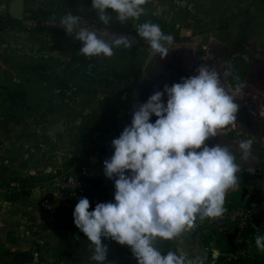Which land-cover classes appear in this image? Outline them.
<instances>
[{
    "label": "clouds",
    "instance_id": "obj_1",
    "mask_svg": "<svg viewBox=\"0 0 264 264\" xmlns=\"http://www.w3.org/2000/svg\"><path fill=\"white\" fill-rule=\"evenodd\" d=\"M148 3L91 0L96 21L108 28L113 21L132 24L136 36L112 34L114 38L106 39L83 26V17L72 11L59 17V28L80 42L78 53L85 58H111L116 49H132L143 40L151 56L163 59L174 37L159 23L141 22ZM229 77L236 81L231 88L225 86ZM245 87L227 61L222 66L204 63L195 74L165 85L134 106L130 124L112 140L113 153L103 163L104 175L114 181V200L90 211L89 199L80 198L73 211L74 225L89 242L94 264H109L103 240L127 247L137 264H203L183 247L162 253L156 245L158 240L182 238L198 220L225 213L227 195L240 185L243 162L255 159L253 140H239L235 151L208 141L236 123L237 100ZM254 242L264 252V233L258 231Z\"/></svg>",
    "mask_w": 264,
    "mask_h": 264
},
{
    "label": "crops",
    "instance_id": "obj_2",
    "mask_svg": "<svg viewBox=\"0 0 264 264\" xmlns=\"http://www.w3.org/2000/svg\"><path fill=\"white\" fill-rule=\"evenodd\" d=\"M12 1L0 0V17L11 19L9 12ZM193 1L149 0V3L145 5V15L140 18L141 22L149 20L159 23L166 34L173 35L172 50L167 57L156 58L149 54L143 40L140 48L135 51L116 49L111 58L104 57L94 62L98 67V73L94 79L86 76L88 71L81 66L86 60L74 49L72 37L52 31L20 33L19 31L22 30L17 27L4 29L11 37L10 42L15 41L10 52L14 51L16 54L19 51V54L29 57L30 64L37 67L38 75L52 70L53 66L66 65L70 77L79 87L83 103L76 105L65 101L54 94L53 88L45 90L42 85L37 90L33 87H25L26 81L30 82L31 78L19 81L20 74L17 75L16 72L19 70L12 67L10 59L6 58L4 62L1 60L3 58H0L2 69L0 70V98L4 99L0 102V123L4 124L10 120L7 127L11 133L0 141V191L3 190V196L0 197L2 249L12 252H30L38 241H44L45 245L40 249L44 258L51 264H94L90 260L89 242L75 227L72 220L74 208L80 198H73L53 190L51 182L56 177L79 171L80 167L90 163L91 153L86 150L82 140L86 134L110 125L112 122L124 128L131 122L134 106L146 102L155 91H162L165 85L173 84L165 80L166 74L174 73L171 79L177 83L183 75V70L179 69L180 66L185 62L188 64L196 60L200 62L207 56V45H200V40L190 35V30L180 26L177 31H170V27L174 28L181 24L182 12L190 10L189 7L193 6ZM25 2L26 17L51 19L55 16L59 19L65 12L72 11L74 15L96 21V13L91 9V0H25ZM109 25L136 33L132 24L121 25L113 21ZM3 46V43H0V49ZM0 54H2L1 50ZM13 71L16 73L14 74ZM10 91H21L26 95V109L24 104L15 106L8 100ZM124 91L132 93L127 106L126 102L122 101ZM111 100L119 102L114 110H106L100 106L101 103ZM35 104H42V106L38 107ZM24 112L26 115L23 117L20 114ZM121 115L128 118L125 126L122 124ZM152 119L154 121L155 117ZM18 123H22L19 130L13 127ZM22 129H27L32 133L31 136L38 139L36 146L43 145L45 148L43 151L39 150L40 152L38 151L29 162L24 159L19 161L14 154L12 156L14 166H7L2 153L6 149L17 150L18 141L12 134L15 133L14 130ZM224 133H220L208 143L220 142ZM19 176H42L44 179L40 186L30 191L29 198L17 203L7 202L5 196L9 189L5 188V183L10 184ZM251 180L240 183L247 184ZM93 186L94 194L88 198L91 205L90 211L98 203L114 200L113 180L107 178L96 181ZM250 193L247 187H242L237 192L239 195V198H236L237 201H243L244 205ZM260 195L259 192L254 210H259L261 207L258 202ZM227 204L226 199L225 206ZM208 227L206 220H198L191 230L183 234L182 238L175 241L158 240L156 246L162 253L183 247L191 257L202 260L203 264H209L207 260L210 251L208 248H203L201 244V231ZM102 242L108 248L109 264H137L127 247L111 240ZM215 250L213 248L212 253Z\"/></svg>",
    "mask_w": 264,
    "mask_h": 264
},
{
    "label": "rangeland",
    "instance_id": "obj_3",
    "mask_svg": "<svg viewBox=\"0 0 264 264\" xmlns=\"http://www.w3.org/2000/svg\"><path fill=\"white\" fill-rule=\"evenodd\" d=\"M192 5L191 8L189 7L190 10L182 12L181 24L174 28L170 27V31H177L180 26L190 30V35L197 37V40L201 42L200 45H207L208 53L207 56L201 60V63L222 66L227 61V63L232 66L234 74L239 77L240 82L246 85L243 95L237 102L240 104L239 111L245 108L248 112H251V127L243 125L240 127V132L237 134L226 131L219 141L230 145L235 151L236 144L239 140L249 138L253 140L255 172L253 173L249 170L252 168L250 161L243 162V164H246L249 173L254 174L255 178L247 184L242 185V183H240L234 191L227 195L226 199L228 204L230 201H237L236 198H239V195L237 196L236 194L242 187H247L249 192L254 190L259 191L261 195L258 202L261 207L259 210H254L252 213L255 219H257V222L261 223L264 220V0H205L204 2H202V0H194ZM19 32L23 33L24 31ZM8 36L7 31L0 29V43L4 45L3 48L0 49L2 51L0 58H3L1 60L5 62L6 58L10 59L12 67L19 70L16 71L17 75L20 74L19 81L22 79L26 81V79L31 78L30 82L26 81L25 87L29 86L37 90L40 89L39 87L42 85L46 90L43 86V79L37 74V67L35 68L30 64L29 57H24L21 53H18L19 51L16 52L17 55L14 51L10 52L14 47L15 41L13 40V43L10 42L9 39H11V37ZM17 42L18 41H16V43ZM201 63L196 60L194 63L189 64L185 62L186 65L184 64L178 67L184 71L190 66H200ZM57 67L59 66H53L52 70L57 69ZM0 70H2L1 66ZM13 72L14 74L16 73L15 71ZM173 74L172 72L166 74L164 76L165 80L172 82L173 79L171 78H173ZM44 75H46V73ZM235 83L236 81L229 77L225 81V86L231 88ZM124 94L127 95L126 98L122 96V101L123 103L126 102L127 106V102L131 100L132 93L124 91L123 95ZM3 100L4 99L0 98V102H3ZM26 103L27 102H24L25 109ZM82 103L83 99L79 105ZM118 103V100H111L110 102L106 101L101 103L100 106L106 110L109 109L112 111L116 108ZM35 105L38 107L42 106V104ZM127 108L128 107H126V110H128ZM25 112L20 115L24 117V115H26ZM121 118L123 119L122 124L125 126L128 122V118L122 115ZM12 120L14 121L15 119ZM9 121L7 120L4 124L0 123V141L11 134L7 127ZM236 123L238 124L237 121ZM21 126L22 123H18L14 124L13 127L19 130L18 128ZM114 127L120 130L124 129L120 124L112 122L110 125L103 126L98 130L103 133ZM23 130L24 129L20 131L14 130L15 133L12 134L14 135V139L18 141L17 150L12 151L6 149L2 153V158L7 166H14V164H12V156H14V154L18 157L19 161L24 159L29 162L34 158V156H32L25 159V155L30 149L38 147L36 146L38 145V139L31 136L32 133L27 131V129ZM251 130L255 131L256 135H254ZM212 140H214V138ZM213 144H215V142ZM40 150L43 151L44 149ZM237 156L239 157V153H237ZM89 160L90 162H95L91 159V156ZM8 187L9 184L5 183V188L9 189ZM2 196L3 190L0 191V197ZM13 213L15 214V212ZM251 243L254 251L261 252L255 247L254 239H252Z\"/></svg>",
    "mask_w": 264,
    "mask_h": 264
},
{
    "label": "built area",
    "instance_id": "obj_4",
    "mask_svg": "<svg viewBox=\"0 0 264 264\" xmlns=\"http://www.w3.org/2000/svg\"><path fill=\"white\" fill-rule=\"evenodd\" d=\"M83 17L82 25L91 27L93 30L97 31L99 35L106 39H112L114 36L112 34H124L130 36H136V33L128 30L120 29L116 26L109 25V28L103 24L97 23L96 21ZM7 18L0 17V28H3L7 24ZM21 30L24 32H35V31H52L59 32L64 35L66 33L63 29L59 28V19L42 18V17H26L23 22H21ZM142 40L137 42L130 51H135L140 48ZM74 49L79 52L81 44L79 41H76L73 38ZM104 57H92L84 59L88 62L94 63L97 60L103 59ZM201 63V61H200ZM204 64V63H201ZM210 65V63H208ZM197 66H190L183 71V75L180 76L179 81L182 78L189 77L195 74ZM48 77L44 82L43 86L46 89L53 88L55 95L61 99L71 102L73 104L79 105L82 101V95L78 91L76 82L70 77L68 68L66 65H61L55 70H50L44 72ZM171 83H174L173 81ZM127 94L123 95V98H126ZM251 114V112H249ZM237 124V123H236ZM234 124V125H236ZM230 125L226 129L222 130L221 133L231 132L238 133L240 132L239 124H237V129H231ZM122 132L117 127L110 129L107 132L100 131H91L83 137V143L87 151L91 153V159L95 162H90L84 167H80L79 171L71 172L67 175L56 177L52 182V187L55 191L64 193L73 198H89L94 194V182L102 181L107 177L104 175L103 163L106 159H109L113 153L111 147V142L114 138L118 137ZM262 140V139H261ZM43 145L30 149L25 155V159H28L32 156L37 155L38 150L44 149ZM8 161V160H7ZM252 168L249 170L255 172L256 167L254 165L255 160H250ZM246 164H243L242 171L249 173L247 171ZM253 170V171H252ZM252 174V173H250ZM254 175V174H253ZM73 220V215H72ZM208 223V226H214L218 233H227L234 234L237 238L238 244H247L252 245L250 239H247L244 235L245 231L250 229L254 234L258 231L264 233V220L261 223L257 222L252 212L246 211L244 208H226L223 216L215 219H211ZM232 223H237V226L234 229H231L230 225ZM44 241H38L36 245L32 248V259L31 261L25 264H51L46 260L42 254L41 247L44 245Z\"/></svg>",
    "mask_w": 264,
    "mask_h": 264
},
{
    "label": "trees",
    "instance_id": "obj_5",
    "mask_svg": "<svg viewBox=\"0 0 264 264\" xmlns=\"http://www.w3.org/2000/svg\"><path fill=\"white\" fill-rule=\"evenodd\" d=\"M7 24L0 28L1 30L11 27L21 29V23L7 18ZM49 71V70H47ZM46 72V71H45ZM43 81L48 78L46 75L40 73L39 75ZM78 87V85H77ZM79 91V87H78ZM80 93V92H79ZM26 95L21 91L8 92V100L15 106H21L26 102ZM42 176H19L9 184V190L5 196L7 202L17 203L23 199L30 197V191L41 185L43 181ZM56 179V178H55ZM244 194V193H242ZM238 195V194H237ZM243 201H230L225 208H242ZM211 220V219H210ZM210 220H206L209 222ZM237 223L230 225L234 229ZM247 239H254V233L248 229L244 233ZM237 238L234 234L218 233L214 226H209L207 229L201 231V244L203 248H208L210 253L207 262L209 264H264V253L254 251L252 245L238 244ZM220 252V257L217 260L213 259L212 249ZM32 259V252H12L10 250L2 249L0 242V264H25Z\"/></svg>",
    "mask_w": 264,
    "mask_h": 264
},
{
    "label": "water",
    "instance_id": "obj_6",
    "mask_svg": "<svg viewBox=\"0 0 264 264\" xmlns=\"http://www.w3.org/2000/svg\"><path fill=\"white\" fill-rule=\"evenodd\" d=\"M26 2L25 0H13L9 12V16L12 20L16 22H23L26 18ZM82 68L86 69L88 72L86 74L87 77L94 79L97 76L98 73V67L91 62L84 61L81 64ZM251 120L252 116L251 114L247 111V109H242L238 111L237 116H236V121L241 125V126H246V127H251ZM251 132L256 135L255 131ZM239 178L241 181H249L251 179L255 178V175L241 171V173L238 174ZM259 192L258 191H252L250 193V196L248 197L247 201L243 205V208L248 211V212H253L255 209V203L258 198ZM216 256L214 260H217L220 256V252L215 250Z\"/></svg>",
    "mask_w": 264,
    "mask_h": 264
},
{
    "label": "bare ground",
    "instance_id": "obj_7",
    "mask_svg": "<svg viewBox=\"0 0 264 264\" xmlns=\"http://www.w3.org/2000/svg\"><path fill=\"white\" fill-rule=\"evenodd\" d=\"M234 124H236V123H234ZM234 124H233V126H231V129L236 130L237 129V124L236 125H234ZM239 126H241V125L239 124Z\"/></svg>",
    "mask_w": 264,
    "mask_h": 264
}]
</instances>
